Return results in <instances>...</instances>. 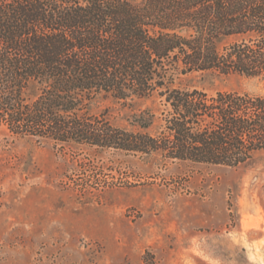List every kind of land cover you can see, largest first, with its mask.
<instances>
[{
  "label": "trees",
  "instance_id": "trees-1",
  "mask_svg": "<svg viewBox=\"0 0 264 264\" xmlns=\"http://www.w3.org/2000/svg\"><path fill=\"white\" fill-rule=\"evenodd\" d=\"M203 70L264 75V0H0V124L13 134L246 163L264 151V95L176 85ZM155 94L168 107L155 135L90 111L98 95Z\"/></svg>",
  "mask_w": 264,
  "mask_h": 264
},
{
  "label": "rangeland",
  "instance_id": "rangeland-1",
  "mask_svg": "<svg viewBox=\"0 0 264 264\" xmlns=\"http://www.w3.org/2000/svg\"><path fill=\"white\" fill-rule=\"evenodd\" d=\"M176 85L264 95V75L194 71ZM167 109L157 94L90 105L153 135ZM0 264H264V151L232 167L20 136L1 123Z\"/></svg>",
  "mask_w": 264,
  "mask_h": 264
}]
</instances>
